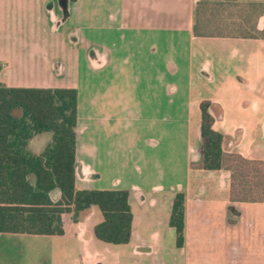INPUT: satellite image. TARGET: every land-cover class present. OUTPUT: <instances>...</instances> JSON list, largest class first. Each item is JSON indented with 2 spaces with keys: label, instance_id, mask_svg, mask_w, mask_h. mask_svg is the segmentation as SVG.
Segmentation results:
<instances>
[{
  "label": "crops",
  "instance_id": "0c3cea01",
  "mask_svg": "<svg viewBox=\"0 0 264 264\" xmlns=\"http://www.w3.org/2000/svg\"><path fill=\"white\" fill-rule=\"evenodd\" d=\"M0 85L75 90V188L127 192L132 215L124 245L94 237L96 206L61 235L0 232V264H264V200L228 169L264 163V0H0ZM203 101L218 171L197 168Z\"/></svg>",
  "mask_w": 264,
  "mask_h": 264
},
{
  "label": "trees",
  "instance_id": "16d2710c",
  "mask_svg": "<svg viewBox=\"0 0 264 264\" xmlns=\"http://www.w3.org/2000/svg\"><path fill=\"white\" fill-rule=\"evenodd\" d=\"M76 0H68L73 3ZM234 2L235 0H221ZM211 103H200V160L197 168L218 171L223 168L222 135L212 130ZM77 93L73 89L6 88L0 85V232L28 235H61V214L70 213L77 222L92 206L98 207L103 221L95 226L94 237L101 242L124 245L129 242L132 215L128 193L87 191L75 188V139ZM50 134L39 154L27 149L36 136ZM228 165L232 173L231 192L236 198L255 194L246 181L252 163L239 157ZM248 169H244L246 167ZM253 180L264 174L251 167ZM237 189H239L237 193ZM59 193V200L52 197ZM264 195V193H262ZM264 199V198H263ZM170 226L176 244L183 242V197L177 195Z\"/></svg>",
  "mask_w": 264,
  "mask_h": 264
},
{
  "label": "rangeland",
  "instance_id": "374dc122",
  "mask_svg": "<svg viewBox=\"0 0 264 264\" xmlns=\"http://www.w3.org/2000/svg\"><path fill=\"white\" fill-rule=\"evenodd\" d=\"M50 140V134L46 133V134H42L39 138H37L34 142H31V148L36 149L40 146H44L48 141ZM246 167V166H245ZM250 169L251 167H256L259 169L260 174H264V165H254L251 164V166H249ZM244 169H248L247 167ZM248 171L247 174V179L246 181L249 183V187L247 189L252 190V192H254L255 194H251L252 196H250L249 194H245L244 192L242 193V195H240V197H247L250 199H254V200H264V195H262V193H264V178L261 179V182L259 184H256V182L252 179L254 175H252V171ZM237 193L239 191V189L236 190Z\"/></svg>",
  "mask_w": 264,
  "mask_h": 264
},
{
  "label": "flooded vegetation",
  "instance_id": "af4514ba",
  "mask_svg": "<svg viewBox=\"0 0 264 264\" xmlns=\"http://www.w3.org/2000/svg\"><path fill=\"white\" fill-rule=\"evenodd\" d=\"M199 154H200V152H199Z\"/></svg>",
  "mask_w": 264,
  "mask_h": 264
}]
</instances>
